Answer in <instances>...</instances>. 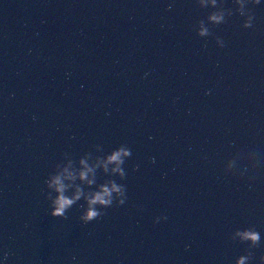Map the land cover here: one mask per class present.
<instances>
[{
	"label": "water",
	"instance_id": "95a60500",
	"mask_svg": "<svg viewBox=\"0 0 264 264\" xmlns=\"http://www.w3.org/2000/svg\"><path fill=\"white\" fill-rule=\"evenodd\" d=\"M235 7L0 0V264H234L246 244L229 236L249 226L259 264L264 0L246 5L250 28ZM213 12L225 22L207 25ZM205 25L212 35L198 37ZM120 144L131 150L123 180L101 166ZM65 169V195L83 194L53 218L45 180ZM109 179L125 203L81 222L85 195Z\"/></svg>",
	"mask_w": 264,
	"mask_h": 264
},
{
	"label": "clouds",
	"instance_id": "9594fccd",
	"mask_svg": "<svg viewBox=\"0 0 264 264\" xmlns=\"http://www.w3.org/2000/svg\"><path fill=\"white\" fill-rule=\"evenodd\" d=\"M233 2L236 5L235 13L244 18L241 26L243 28L252 27L254 17L251 10L248 9L246 5H257L260 3V0H233ZM212 3L215 4L216 0H212ZM231 15H233L232 9H230L229 13V16ZM207 19L210 21L207 25L215 26L224 23L226 18L223 15H217L213 12L207 16ZM196 23L204 24L205 22L203 19L197 21ZM207 25L199 28L198 31L195 27L196 35L198 37H208L212 35ZM215 39L216 44L223 47V41L219 37ZM130 155V148L125 144H120L114 150L110 151V154L106 156V159L103 161L101 166L104 168L105 172H108L109 164L116 165L111 169V172L117 174L116 177L123 180L126 176V172L122 165L125 163V160L130 157ZM81 164H84L83 160L81 161ZM92 171V168L85 165L84 170L79 173V179L85 181L88 185L93 184V180L88 179V175ZM74 178L73 174L65 169L63 175H56L45 180L46 186L48 188H54L57 194L54 199H50L49 196L45 195V199L48 201L49 215L51 217L62 219L66 218V212L83 194L81 189L77 187L74 195L71 197L65 195L66 188L69 187V185H65L62 182L63 179L73 180ZM113 194H115V196ZM85 199L87 202L86 209L79 216V220L86 224L102 216L104 213L101 210L112 207L114 201L117 206L124 204L127 199L126 188L123 184H118L113 179H109L105 182V184L100 186L99 191L86 194ZM163 219H166V217H157L154 220V223ZM229 239L240 244H246L244 254L236 257L234 264H249L253 257L252 250L260 244L261 235L254 226H249L247 228L234 230L230 234ZM259 264H264V255H260Z\"/></svg>",
	"mask_w": 264,
	"mask_h": 264
}]
</instances>
